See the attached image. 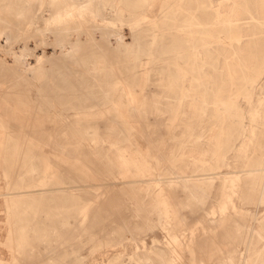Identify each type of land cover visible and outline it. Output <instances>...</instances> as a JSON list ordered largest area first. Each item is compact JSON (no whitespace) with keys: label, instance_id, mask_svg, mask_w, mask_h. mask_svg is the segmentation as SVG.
Returning <instances> with one entry per match:
<instances>
[{"label":"rangeland","instance_id":"obj_1","mask_svg":"<svg viewBox=\"0 0 264 264\" xmlns=\"http://www.w3.org/2000/svg\"><path fill=\"white\" fill-rule=\"evenodd\" d=\"M103 1L45 0L42 7L40 0H0V264H228L236 246L244 252L242 227L253 215L264 231L259 178L246 173L264 166V75L258 80L256 69L242 65L233 81L219 70L221 60L207 55L205 62L216 64L207 67L209 77L227 80L220 111L211 122L205 110L187 119L176 86L185 77L194 88L203 77L194 50L206 40L214 53L227 54L226 29L234 43L239 30L208 13L202 33L178 32L206 0H146L157 8L149 19L147 5L134 10L132 0ZM161 3L166 12L182 8L161 22ZM114 5L120 16H108L111 29L127 42L138 32L141 44L150 43L123 44L118 59L103 31L87 22L97 14L103 27L101 15ZM22 55L32 62L24 64ZM243 73L254 82H241ZM234 100L244 116L226 118L225 103ZM156 103L163 113H148ZM210 123L217 131L208 140ZM194 125L202 126L204 163L184 155ZM172 172L210 177L182 189L165 181ZM139 181H148L142 191L123 185Z\"/></svg>","mask_w":264,"mask_h":264},{"label":"bare ground","instance_id":"obj_2","mask_svg":"<svg viewBox=\"0 0 264 264\" xmlns=\"http://www.w3.org/2000/svg\"><path fill=\"white\" fill-rule=\"evenodd\" d=\"M40 1H41V6L44 7L45 0H40ZM52 1L55 3L56 0H52ZM91 1H94V0H91ZM103 2H105V0ZM145 2H147V1L146 0H132L130 4H131V7L134 10H136L139 7L145 8L146 7ZM101 3H102V0H101ZM245 3L247 6L246 13H243L241 11L242 2H238V0H234V3H233L234 4V17H233L232 23L234 26H236V28L240 32L237 43H234V41H233L235 39V37H233V38L228 37V44H227V48H226L227 54H224L223 52H218V51L216 53L211 52L212 58H213V56L215 58V54L218 56V58H223L225 65L222 67H219V70L221 71L222 75L225 74L229 78L230 77L234 78V79H232L233 81L236 80V77L240 76L241 69L238 67H241L242 65H246L248 67V69H250V73L256 69L257 70L256 72L258 73V76H257L258 80H259V78H261L264 75V70L259 71L261 69V67L264 65V0H245ZM88 7L91 8V3H90V5H88ZM105 9L107 10L108 13L101 15L102 16L101 21L106 22V25H103V27H100L99 20L96 18L99 16L97 14L95 15L94 18H88L87 22L92 25L93 29H95L97 31H103L104 38L106 39L105 46L109 50H111L113 53H116L112 56L115 57L116 59H118L117 53H118V51L121 53L120 49H121V46L123 44H141V42H142L141 40L143 37L139 36L138 32L132 33V35L130 36V39H131L130 42H127L126 36L120 32V29L119 30H116L115 28L111 29V27L109 26L112 23H111V21H109L108 16H112V17L113 16H120L118 13H116V5H114V8L112 10L108 9V7H105ZM88 17H90V16H88ZM191 17H193V16H191ZM44 22L47 23L48 26H50L54 22V20L53 19H44ZM112 22H114V21H112ZM31 23L32 22H30V24ZM113 25H115V23H113ZM190 25L187 24V26H189V28H187V30L192 29V28H190ZM184 28H186V27H184ZM227 29H229V28H227ZM202 30H204V29L202 28ZM91 39H93V38H91ZM209 43H207V44H209ZM96 45H99V44H96ZM54 46H55V44H50V47L53 49H54ZM209 46H207V47H209ZM194 51H195L194 53H196L197 56H199V55L202 56V52L198 48H196ZM31 57L35 58V60L37 62H42L41 55L39 56L38 54H32ZM31 57L28 55H22V57L21 58L19 57L18 59L22 60L24 64L28 65V61H30L29 58H31ZM179 57H181V56H179ZM229 59H232L233 63L235 61H237V62L241 61L243 63H238V64L234 63V65L233 64L231 65V63H227V60H229ZM30 62H32V61H30ZM260 65H262V66H260ZM208 68H210V67L208 66ZM205 70H207L206 66H205ZM199 73H201V72H199ZM243 75H244L243 80H241V82H244L247 84L254 82L253 79H249V77L253 78V76H250V74L248 76L247 74L243 73ZM226 81L227 80L222 81L221 79H215L211 83H208V84L200 82L198 84V86L202 90L201 93H198L200 98H198V99L191 98V100H189L187 98H190V95L187 94L184 96L183 102L185 101V104L191 106L193 108V110L195 109V110H198L200 112L205 110L208 117L210 116L209 115L210 113L215 115L220 111L219 105L221 104L220 101L222 100V95L219 94V92H221L224 89L223 84H225ZM126 91L129 94L128 88H126ZM225 105H226V109H225L226 118H227V116H230V115H232L233 118L241 116V114L239 112V108H241V106L239 103H237V101L234 100L233 102H231L230 105L226 102ZM243 116L244 115H242L241 117H243ZM210 117H212V116H210ZM223 119L225 120V118H222V120ZM216 130H217V128L214 127L211 134L209 135V138L215 136ZM202 155L203 156L201 158V162L204 163L203 160L205 159L206 156H208V150L203 151ZM33 172H35V171H33ZM246 173L252 174V175L255 174L257 176V178H259V182L257 183V186H258L257 206L262 205L264 203V166L259 168V169H256V170H248ZM209 177H210V175L197 176V178H209ZM166 181L171 185L175 184L177 186H181L182 189L183 188L188 189V187H191L190 186L191 185L190 180L187 177L172 176L171 178H168ZM106 185L111 186L113 184H106ZM196 201H197V199H196ZM222 209L224 211H227L226 206L222 207ZM256 216H257V214H256ZM256 216L253 215L251 217L252 222H250L248 225H244L242 227L243 231L241 230L242 231L241 232V242L239 245L244 246V252L239 250L240 247L238 248V246H236L233 250L232 258L230 256H228V259H229L228 264H264V231H263V229L262 230L256 229L255 222L258 221V218ZM71 223H72V221H71ZM259 223L262 225L261 222H259Z\"/></svg>","mask_w":264,"mask_h":264},{"label":"crops","instance_id":"obj_3","mask_svg":"<svg viewBox=\"0 0 264 264\" xmlns=\"http://www.w3.org/2000/svg\"><path fill=\"white\" fill-rule=\"evenodd\" d=\"M148 1H150V0H148ZM160 1H162V0H158V2H160ZM179 1H181V0H179ZM185 1V0H184ZM186 1H188V0H186ZM240 2H242V1H240ZM234 0H223L222 2H220L219 4H217V5H215L214 4V1H212V0H206V2L204 1V2H200V3H196L197 5H196V7H195V9L193 10L194 12L191 14V15H189L188 16V18L186 19V20H184L183 22H181V26H179L178 28H176V30H178V32H186V33H188V32H190L191 30H193L194 29V27H200V29H202L203 27H206V26H208L209 24H208V22H207V19H206V17L204 16V17H202L204 14H208V13H210V14H216L217 16H222V18H223V23L224 22H226V23H229V24H233L232 23V21H233V17H234ZM244 4V7L242 6ZM147 5V8H145L146 10H145V14H146V17H145V19H149L151 16H150V14L151 13H153V12H157V8L156 9H154V8H150L149 7V2L146 4ZM167 5L165 6V5H162V3L160 4V7H159V9H158V11H159V14H158V17H161L162 16V19H161V22H165V19L166 18H169V13H170V17H172L174 14H175V12L176 11H180L181 10V8H182V5H181V7H179V8H176V9H172V10H170L169 8L170 7H168V10L170 11H167L166 12V10H167ZM188 7V6H187ZM189 9H191V8H188V10L187 11H189ZM241 9H245V11H242L243 13H246V11H247V6H246V3H245V0H244V2H242V4H241ZM173 11V12H172ZM174 13V14H173ZM231 13V14H230ZM198 14H200V15H198ZM191 16H193V17H191ZM198 16V18H196ZM154 17H153V15H152V19H153ZM173 19H175V18H173ZM187 24L188 25H190V28H192L191 30H187V28H189V26H187ZM200 24V25H199ZM184 27H186V28H184ZM199 29V31L202 33V30H200ZM185 30V31H184ZM227 31V40H228V37H231V38H233V36H232V34H233V30L232 29H226ZM154 31V30H153ZM229 34V35H228ZM164 38V36H162V39ZM203 40H205L204 38H203ZM157 42H158V40H157ZM163 40H162V44H163ZM152 43H156V41H155V37H154V40L152 41ZM205 43L206 44H203L202 46H200V47H197L201 52H202V56L201 55H199V56H197V54L196 53H194L193 55H194V57L195 58H197L198 60H200L201 62L200 63H198L199 64V66H200V69H199V71H198V74L199 75H202L203 77H200V78H198L196 81H197V83H200V82H203V83H205V84H208V83H211L213 80H215L216 78H214V77H212V78H210L209 76L210 75H212V72L213 71H210V70H205V66H206V68L208 67V66H215L216 64L215 63H207V62H205V60H206V58H207V55H208V53H210L208 56H210L211 58H212V53L211 52H213L212 50L213 49H215L214 48V46H213V44L211 43H209V42H207L206 40H205ZM207 43H209V44H207ZM150 44V43H149ZM148 44V42L146 41L145 42V44H144V46L143 47H146L147 45H149ZM174 44H181L180 42H175ZM138 47H140L141 45H143V44H136ZM152 45V44H151ZM209 46V47H207V46ZM212 47H213V49H212ZM216 47H218V46H216ZM173 50H174V52H175V57L176 58H181L182 56H183V48L182 47H180L179 45L178 46H174L173 47ZM205 50V51H204ZM148 50L146 49V51H138V52H141V54L139 53V55L140 56H142V55H145V53H148L147 52ZM223 51V50H222ZM206 53V54H205ZM206 55V56H205ZM179 56H181V57H179ZM217 55L215 54V58H214V56H213V58L212 59H218V60H220L221 59V63H220V67H222V66H224L225 64H224V60H223V58H218V56L216 57ZM138 58H140V57H138ZM231 62V65L233 64L234 65V63H233V61H232V59H229ZM211 64V65H210ZM199 72H201V73H199ZM215 72V71H214ZM135 74L137 75L138 74V72L136 71L135 72ZM146 81L147 82H149L150 80H149V78H147L146 79ZM180 81L182 82V86H176V90H180L181 91V93L182 94H180V98L183 100L184 99V96L185 95H190V98H187V99H189V100H191V98H194V99H198V98H200V96H199V94L198 93H201L202 92V90H201V88L198 86V84H197V86H194V88H192L191 86H187L186 85V83L187 82H191V79L189 78V79H186L185 77H184V79L183 78H181L180 79ZM192 81H194V79H192ZM179 82V81H178ZM180 83V82H179ZM165 90L167 89V90H170V91H174L175 89L173 88V87H165L164 88ZM128 92H130V87H128ZM164 98H168V99H173V98H176V96L175 95H164ZM180 99V100H181ZM157 106V108H156V106ZM154 105V109H149L148 110V113H150V114H152V115H158V114H162L163 113V111L158 107V103H156ZM183 108H185L184 110H183V112H182V114H183V116L185 115V116H189L187 119H191L192 121H194L195 119H196V116H198V114H200L201 112L200 111H198V110H193V108L191 107V106H189V105H186L185 104V101H184V105H183ZM142 114V113H141ZM207 114V113H206ZM210 116H212V114L210 113L209 114ZM207 116V115H206ZM208 117L207 116V119L211 122V119H212V117ZM158 122V120L156 119V123ZM211 124V123H210ZM214 126H212V124H211V127H210V132H209V134L207 135L208 136V140H211L212 139V137L211 138H209V135L211 134V132H212V130L214 129V127L215 128H217V126L215 125V124H213ZM201 127L202 126H200L199 125V127H198V129H196L195 128V125H194V127H193V130L191 131V132H189L188 133V140L190 141L189 143H190V147H192V149H187L186 151H185V156L187 155L188 157H190L191 159H193V160H199L200 161V159H201V156H202V141H201V138H202V136L200 135V133L199 132H201ZM209 129V128H208ZM118 129L117 128H115V131H117ZM198 131V142H195V140L193 139V137L195 136V133ZM217 131V130H216ZM120 136H127V134H120ZM215 136H216V134H215ZM214 136V137H215ZM112 137L114 138V140L115 139H117L118 137H117V135L116 134H113L112 135ZM106 139H110V137L108 136ZM182 145L184 146L185 144L184 143H182ZM210 145V144H209ZM195 146H198L197 148H195ZM161 158H163V157H161ZM161 158H158V159H161ZM129 162H132L131 160L129 161ZM173 173V175L172 176H177V177H187V178H189V180L190 179H196L197 178V176H179L177 173H175L174 174V172H172ZM167 180V179H166ZM165 180V181H166ZM167 182V181H166ZM144 183V184H143ZM135 184H140L141 185V187H139L140 189L142 188V189H144L143 187H145V185H148V181H139V182H123V185L124 186H127V185H130V186H132V185H135ZM114 185V184H113ZM107 186V185H106ZM112 186V185H111ZM177 186V185H176ZM179 187V186H178ZM142 189L141 190H139V191H142Z\"/></svg>","mask_w":264,"mask_h":264}]
</instances>
